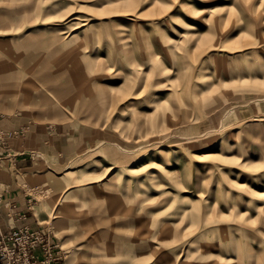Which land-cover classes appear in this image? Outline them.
<instances>
[{"label": "rangeland", "instance_id": "374dc122", "mask_svg": "<svg viewBox=\"0 0 264 264\" xmlns=\"http://www.w3.org/2000/svg\"><path fill=\"white\" fill-rule=\"evenodd\" d=\"M0 129L64 264H264V0H0Z\"/></svg>", "mask_w": 264, "mask_h": 264}, {"label": "crops", "instance_id": "0c3cea01", "mask_svg": "<svg viewBox=\"0 0 264 264\" xmlns=\"http://www.w3.org/2000/svg\"><path fill=\"white\" fill-rule=\"evenodd\" d=\"M18 149L0 144V234L24 222L34 226L40 222L29 208L34 194L24 175L34 167V159L29 150Z\"/></svg>", "mask_w": 264, "mask_h": 264}, {"label": "built area", "instance_id": "2783aa9c", "mask_svg": "<svg viewBox=\"0 0 264 264\" xmlns=\"http://www.w3.org/2000/svg\"><path fill=\"white\" fill-rule=\"evenodd\" d=\"M2 133L0 129V144ZM0 264H64L62 246L48 223L24 222L0 234Z\"/></svg>", "mask_w": 264, "mask_h": 264}]
</instances>
